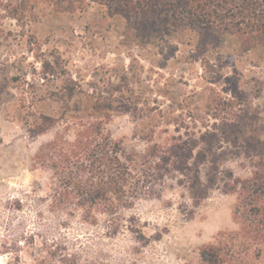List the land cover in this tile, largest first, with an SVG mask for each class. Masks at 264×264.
Masks as SVG:
<instances>
[{
    "label": "rangeland",
    "instance_id": "374dc122",
    "mask_svg": "<svg viewBox=\"0 0 264 264\" xmlns=\"http://www.w3.org/2000/svg\"><path fill=\"white\" fill-rule=\"evenodd\" d=\"M0 25V264H199L203 245L237 230L236 197L224 193L221 172L245 178L247 150L264 146V47L245 51L234 36L201 40L165 26L158 27L159 38L148 31L133 36L123 20L96 5L46 14L27 32L13 21ZM48 64L64 68L84 94L108 99V130L127 152L143 151V124L167 129L159 141L179 132H214L217 171L200 166L207 197L195 205L185 176L164 173L153 194L120 214L146 242L129 229L104 236L98 212L93 225L79 211L69 216L51 209L49 175L34 156L54 130L34 138L28 132L35 117L59 111L48 94L62 81L43 79ZM84 105L76 99L70 109Z\"/></svg>",
    "mask_w": 264,
    "mask_h": 264
},
{
    "label": "trees",
    "instance_id": "16d2710c",
    "mask_svg": "<svg viewBox=\"0 0 264 264\" xmlns=\"http://www.w3.org/2000/svg\"><path fill=\"white\" fill-rule=\"evenodd\" d=\"M91 5L119 17L133 36L148 31L159 38L158 27L165 26L188 30L201 40L234 36L245 51L264 47V0H0V23L13 21L27 32L46 14H75ZM146 41L145 37L142 43ZM48 67L43 79L62 81L48 94L59 111L56 117H35L28 132L34 138L54 130L52 140L34 156L35 166L49 175L47 197L51 209L69 216L79 211L82 219L93 225L97 224L98 212L105 220L104 236L114 238L129 229L146 242L140 228L129 226L120 214L153 194L156 180L164 173L179 171L185 176L184 187L195 205L207 197L209 188L201 177L200 166L209 165L213 175L217 171L214 146L218 138L214 132L196 137L177 129V135L159 141L167 129L156 132L158 122L148 127L143 124L138 131L139 139L145 142L143 151L127 152L108 130L112 120L108 99L84 94L61 66ZM76 99L85 105L73 111L70 104ZM228 133L222 131L224 139ZM191 160L194 168L189 165ZM241 166L248 169L245 178L231 169L221 172L224 193L236 197L232 220L238 228L220 232L214 242L203 245L199 264H264V146L247 150Z\"/></svg>",
    "mask_w": 264,
    "mask_h": 264
}]
</instances>
